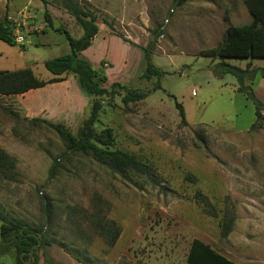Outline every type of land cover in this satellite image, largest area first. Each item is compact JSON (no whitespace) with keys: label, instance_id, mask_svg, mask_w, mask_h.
<instances>
[{"label":"rangeland","instance_id":"1","mask_svg":"<svg viewBox=\"0 0 264 264\" xmlns=\"http://www.w3.org/2000/svg\"><path fill=\"white\" fill-rule=\"evenodd\" d=\"M6 1L1 19L7 12L11 20L22 21L27 0L0 4ZM77 1L96 12L98 24L107 21L110 30L127 39L115 33L119 40L140 50L137 69L139 53L99 34L80 55L99 69L108 51L117 84L146 92L142 100L124 104L125 90L117 86L120 92L105 99L94 128L110 129L112 148L135 155L149 166L151 176L131 173L125 179L68 149L54 130L25 119L13 97L0 96V147L15 159L18 171L15 180L0 176V204L9 215L47 229L53 242L46 247L49 263L40 256L37 264H264V119L251 129L252 101L237 91L232 74H214L221 60L244 68L247 63L264 66V59L200 55L220 44L228 23L250 21L243 0L178 1L172 12L175 0ZM61 7L57 0H30L32 17L19 27L40 79L50 75L42 60L69 52L63 33L39 29L46 27L44 12L55 28L63 27L75 38L82 34ZM15 27L10 21V28ZM39 41L44 46L38 47ZM143 48L160 71L158 78H139ZM252 88L264 103L260 74ZM196 191L215 205L218 217L200 210ZM226 206L235 221L222 237L219 221ZM105 221L120 229L112 245L99 231ZM14 262L13 253L1 260Z\"/></svg>","mask_w":264,"mask_h":264},{"label":"trees","instance_id":"2","mask_svg":"<svg viewBox=\"0 0 264 264\" xmlns=\"http://www.w3.org/2000/svg\"><path fill=\"white\" fill-rule=\"evenodd\" d=\"M61 6L74 17L76 22L82 28V35L78 38L73 37L69 31L63 27L55 28L50 14L44 12L46 28L58 33H63L69 52L43 62L45 69L52 74V77L43 80L37 77L29 67L13 70L0 71V95H16L24 93L30 89L42 87L51 82L63 80L69 73H74L77 77L80 87L93 95L88 116L75 134L67 125L61 122H53L40 118L28 119L31 123L45 124L54 130L59 138L65 143L68 149L82 153L99 164L107 166L114 173L123 178H131V173L150 177L149 166L130 154L118 148H112L113 136L111 130L106 128L102 131H96L94 128L99 112L101 111L106 98L117 94L120 90H125L122 96L124 104L142 100L146 92L139 89H129L120 85L113 84L109 89L104 87L106 76L103 67L95 69L83 57L81 51L87 48L94 36L98 32L97 18L95 11L81 4L77 0H57ZM185 0H179L181 5ZM45 3V1H43ZM249 15L250 21L244 24L228 23L224 36L220 44L214 48L202 50L200 55L212 58H240V59H264V0H243ZM103 22L110 25L107 21ZM112 32H114L111 29ZM14 29L10 28V22L7 17L0 19V40L7 44H15ZM116 33V32H114ZM124 40L123 35L116 33ZM159 34H162L161 32ZM145 53V65L139 73V78L150 80L153 77H159L160 71L153 67L149 61L147 48H143ZM214 74H232L238 83L237 91L243 93L250 99L254 105L255 120L251 124V129L260 127L258 121L264 119V103L257 98L252 88V81L256 75L264 77V68L252 67L247 63L244 68L230 65L221 60L216 65ZM120 90H116V87ZM179 109L181 122L186 124L185 115L182 106L176 103ZM17 115V114H15ZM18 116V115H17ZM26 119V118H25ZM53 167L49 171L52 176ZM0 176L4 179L15 180L18 176L15 159L0 147ZM187 175L185 180H189ZM195 203L200 210L211 217H218L219 211L209 198L200 191L193 195ZM48 214V209H45ZM47 221V220H46ZM235 221V215L232 209L225 207L220 217L219 227L222 237H227L232 231ZM100 234L105 238L108 245L114 244L119 236L120 229L112 221H105L100 226ZM48 236V231L44 226L34 227L26 221L9 215L0 204V264L4 256L14 254V264H23L31 261V264H37L40 256L46 263H49L46 247L52 244ZM3 264V263H2Z\"/></svg>","mask_w":264,"mask_h":264},{"label":"crops","instance_id":"3","mask_svg":"<svg viewBox=\"0 0 264 264\" xmlns=\"http://www.w3.org/2000/svg\"><path fill=\"white\" fill-rule=\"evenodd\" d=\"M29 2L30 0H27V3L24 5L22 21L11 20L7 12L5 14L8 21H11L16 26L13 32L14 40L16 35H21L23 37L20 31L21 28L19 27H21V25L25 26L28 22V19L32 17V13L28 10ZM8 5V1L1 2L0 8L6 7L7 9ZM61 8L64 10V12L68 13L63 7ZM97 25L98 32L94 36V38L99 36V34H102L101 36L103 40L107 39L106 41L110 40V42L115 40L120 41V43H125L126 46L129 47L130 51H135V53L137 54L139 53V57L135 61L137 62L138 69L140 63L138 62L140 60V50H137L133 46L127 44L122 39L119 40V38L116 37L115 33H113L106 24L97 23ZM39 29H41L43 33L46 31H51V29L41 26L39 27ZM37 31L39 32V30ZM27 33L29 32L27 31ZM81 35L82 34H80V36ZM43 44L45 43L39 41L36 45H38V47H41L44 46ZM24 48L25 47H23L22 43L15 42V44L10 45L0 40V71H13L27 67L32 69V66L35 64V58H33L32 56L31 58H28ZM89 48L90 46L83 49L81 51V54L84 55ZM44 61L45 60H42L41 62L43 63ZM254 66L264 68V66ZM101 67H103L102 69L106 76V82L104 84L105 88L109 89L113 84L116 83L121 84L119 78L115 77L114 72H112L113 61L110 60V57H108V51H106ZM35 75L37 74L35 73ZM51 77L52 74L42 79L47 80ZM261 79L264 80V77L261 76ZM0 96L13 97L12 100L14 101V104L16 105L19 113L26 119L40 118L53 122H61L67 125L70 130H72L84 117L87 116V114H89L90 106L94 99L93 95L86 92L80 87L77 77L74 73H69L61 81L47 83L42 87L30 89L21 94Z\"/></svg>","mask_w":264,"mask_h":264},{"label":"built area","instance_id":"4","mask_svg":"<svg viewBox=\"0 0 264 264\" xmlns=\"http://www.w3.org/2000/svg\"><path fill=\"white\" fill-rule=\"evenodd\" d=\"M15 42L16 43H22L23 42V37L21 35H16L15 36Z\"/></svg>","mask_w":264,"mask_h":264},{"label":"water","instance_id":"5","mask_svg":"<svg viewBox=\"0 0 264 264\" xmlns=\"http://www.w3.org/2000/svg\"><path fill=\"white\" fill-rule=\"evenodd\" d=\"M179 0H175L174 1V3H173V6H172V8H171V10H170V12H172L173 11V9H174V7H175V5L177 4V2H178ZM23 264H25V263H23Z\"/></svg>","mask_w":264,"mask_h":264}]
</instances>
